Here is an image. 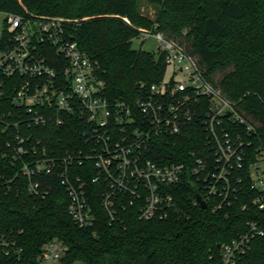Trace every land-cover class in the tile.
Listing matches in <instances>:
<instances>
[{"label":"trees","instance_id":"16d2710c","mask_svg":"<svg viewBox=\"0 0 264 264\" xmlns=\"http://www.w3.org/2000/svg\"><path fill=\"white\" fill-rule=\"evenodd\" d=\"M147 3L156 9L155 19L140 13L138 0H0V13L71 20L67 37L97 63L107 94L122 97L133 106L142 95L140 85L159 83L166 73L162 55L134 48L140 30L165 33L168 38H182L187 32L184 48L234 102L239 115L255 126L253 133L245 123L227 124L233 135L251 143L245 147L243 168L237 172L241 178L238 199L217 209L218 198L206 197L201 186L185 181L174 192L178 214L166 220L141 221L135 208H126L111 223L94 185L91 204L97 222L81 229L68 212L70 198L57 175L44 176V184L50 188L45 198L29 193L26 179L16 176V167L6 157L7 142L16 128L9 130L0 124V175L13 179L10 188L0 192V234L18 240L27 264H38L41 247L53 239L67 245L66 264H221L219 245L247 233L250 222L264 230V211L252 205L256 194L249 175L258 152H264V0ZM7 40L5 23L0 50ZM218 73L221 77L216 79ZM0 80L10 99L14 94L10 86L19 78L0 76ZM13 108L3 99L0 116ZM24 130L43 140L49 156L59 157L83 145L85 125L73 115L64 116L63 125L52 119L44 127ZM155 151L158 157L152 159L160 163L166 162L167 155L180 161L183 154L195 151L210 154L202 119L193 120L188 131L168 142L157 141ZM197 193L206 200V209L197 203ZM238 264H264V236L252 240L250 251Z\"/></svg>","mask_w":264,"mask_h":264},{"label":"built area","instance_id":"2783aa9c","mask_svg":"<svg viewBox=\"0 0 264 264\" xmlns=\"http://www.w3.org/2000/svg\"><path fill=\"white\" fill-rule=\"evenodd\" d=\"M6 19L8 40L0 50V76L19 78V82L11 84L14 94L9 99L0 80V102L7 98L14 106L0 116V124L16 128L7 142L6 157L16 167V176L26 179L31 195L45 198L50 188L44 176L57 175L70 198L68 212L81 229L97 222L91 204L94 185L111 223L126 208H135L141 221L178 214L174 192L185 181L201 186L206 197L218 198L217 209L238 199L241 178L237 172L251 143L233 135L227 124L245 123L253 133L255 126L239 115L234 102L182 45L163 33L140 30L141 40L158 42L153 52L164 57L166 73L159 83L141 84L142 95L133 106L107 94L97 63L67 37L71 20L14 14ZM169 69L172 74L167 78ZM73 115L84 121V142L59 157L49 156L43 140L24 130L44 127L52 119L63 125L64 116ZM199 117L210 154L195 151L183 154L180 161L167 155L161 163L152 159L158 157L157 141L168 142L188 131ZM249 175L256 194L252 205L264 211V152H258ZM11 182L0 175V192L9 189ZM262 236L264 230L250 222L247 233L221 245V264H238L250 251L252 240ZM67 252L63 241L53 239L41 247L38 264H66ZM23 254L16 238L0 234V264H27Z\"/></svg>","mask_w":264,"mask_h":264},{"label":"rangeland","instance_id":"374dc122","mask_svg":"<svg viewBox=\"0 0 264 264\" xmlns=\"http://www.w3.org/2000/svg\"><path fill=\"white\" fill-rule=\"evenodd\" d=\"M139 2V8H140V13L142 15L148 16L150 19H155L156 16V9L152 6H150L147 3V0H138ZM5 19H6V15L3 13H0V41L2 39L3 36V31L5 28ZM143 30V29H142ZM150 31V30H149ZM166 37L168 35H166L165 33H163ZM186 34L187 32L184 33V36L182 38H172L170 37V39H173L175 41H177L178 43H182L183 47H186V43H187V38H186ZM133 46L135 49H141L143 51H156L158 49V42L153 39V38H149L147 41H143L141 39H136L134 40ZM172 74V69H169L167 71L166 77L168 78L170 75ZM219 77H221V73H218L215 75L216 79H219ZM178 79H181L180 76H178Z\"/></svg>","mask_w":264,"mask_h":264},{"label":"water","instance_id":"95a60500","mask_svg":"<svg viewBox=\"0 0 264 264\" xmlns=\"http://www.w3.org/2000/svg\"><path fill=\"white\" fill-rule=\"evenodd\" d=\"M5 20H7V19H5ZM197 201L199 202L200 206L203 209H206L207 208V203H206V201L203 200V198L200 195V193H197ZM218 247L221 248V245H219Z\"/></svg>","mask_w":264,"mask_h":264}]
</instances>
